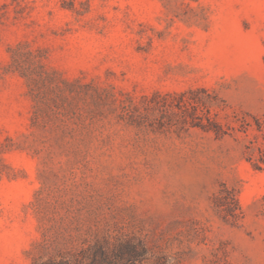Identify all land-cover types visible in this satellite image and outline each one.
Wrapping results in <instances>:
<instances>
[{
    "label": "rangeland",
    "instance_id": "1",
    "mask_svg": "<svg viewBox=\"0 0 264 264\" xmlns=\"http://www.w3.org/2000/svg\"><path fill=\"white\" fill-rule=\"evenodd\" d=\"M264 0H0V264H264Z\"/></svg>",
    "mask_w": 264,
    "mask_h": 264
},
{
    "label": "trees",
    "instance_id": "2",
    "mask_svg": "<svg viewBox=\"0 0 264 264\" xmlns=\"http://www.w3.org/2000/svg\"><path fill=\"white\" fill-rule=\"evenodd\" d=\"M256 129L260 132L262 136V143L255 145L253 148L256 151V156H249L248 160L251 162L252 166L255 168L263 167L264 164V120L255 119Z\"/></svg>",
    "mask_w": 264,
    "mask_h": 264
}]
</instances>
